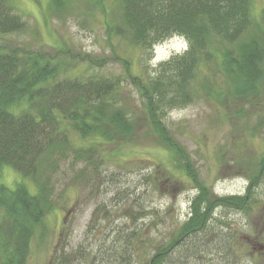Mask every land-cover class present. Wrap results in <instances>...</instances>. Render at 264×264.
Instances as JSON below:
<instances>
[{
    "label": "rangeland",
    "instance_id": "1",
    "mask_svg": "<svg viewBox=\"0 0 264 264\" xmlns=\"http://www.w3.org/2000/svg\"><path fill=\"white\" fill-rule=\"evenodd\" d=\"M50 3L10 0L24 27L4 36L8 45L26 47L33 59L42 50L78 55L74 60L63 54L56 58L64 66L60 76L122 78L116 99L130 108L137 124L132 134L111 142L70 131L68 146L43 155L37 174L52 209L34 230L27 264H148L191 217L199 189L151 130L125 72L147 82L162 62L184 51L185 43L172 36L144 49L119 29L109 34L107 22L120 20V0H67L59 12H52ZM263 9L264 0H252L253 23L260 30ZM6 43L0 40V45ZM92 57L99 61L88 62ZM213 70L210 66L203 72L216 79ZM261 86L258 103H222L210 99L196 79L192 102L161 107L163 125L188 153L194 175L209 195L245 194L247 170L241 161L264 155V80ZM86 151L92 163L83 157ZM17 183L36 193L31 179L5 165L0 187L13 189ZM254 199L247 213L216 208L205 230L173 244L162 264H264V255L243 241L247 236L264 245V180Z\"/></svg>",
    "mask_w": 264,
    "mask_h": 264
},
{
    "label": "trees",
    "instance_id": "2",
    "mask_svg": "<svg viewBox=\"0 0 264 264\" xmlns=\"http://www.w3.org/2000/svg\"><path fill=\"white\" fill-rule=\"evenodd\" d=\"M66 5L67 0H51L50 8L59 12ZM251 7L252 0H120L119 23L107 22L109 34L119 29L137 48H150L173 35L188 41L187 51L162 62L147 82L125 72L140 96L151 130L199 189L191 217L169 245L154 252L148 264H162L173 244L205 230L216 208L250 211L255 189L264 180V155H252L241 161L247 170L245 194L209 195L197 181L188 153L159 115L161 107L192 102L196 79L216 102L258 103L264 80V30L254 25ZM12 10L10 0H0V40L7 42L0 45V171L5 165L15 169L31 179L36 193H30L22 183L13 189L0 187V264H27L34 230L52 209L46 184L39 182L40 172L37 174L39 164L45 161L43 155L68 146L70 131L111 142L118 135L132 134L137 122L130 108L116 99L122 78L60 76L64 66L56 58L63 54L74 60L78 55L55 50L52 55L42 50L33 59L26 47H10L4 36L24 27ZM261 18L264 21V9ZM97 60L92 57L88 62ZM210 66L216 79L203 72ZM83 157L92 163L90 151Z\"/></svg>",
    "mask_w": 264,
    "mask_h": 264
},
{
    "label": "flooded vegetation",
    "instance_id": "3",
    "mask_svg": "<svg viewBox=\"0 0 264 264\" xmlns=\"http://www.w3.org/2000/svg\"><path fill=\"white\" fill-rule=\"evenodd\" d=\"M243 241H245L246 244L250 245L255 253L257 252L259 255H264V245H259L255 241V239L253 240L252 238H249L247 236L243 238Z\"/></svg>",
    "mask_w": 264,
    "mask_h": 264
}]
</instances>
